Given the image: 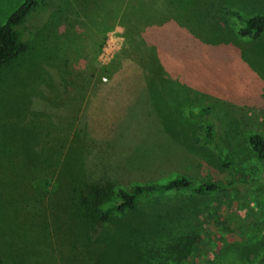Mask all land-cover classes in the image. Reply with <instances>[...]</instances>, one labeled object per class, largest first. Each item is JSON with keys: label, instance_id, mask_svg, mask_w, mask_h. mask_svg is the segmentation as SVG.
Listing matches in <instances>:
<instances>
[{"label": "rangeland", "instance_id": "rangeland-1", "mask_svg": "<svg viewBox=\"0 0 264 264\" xmlns=\"http://www.w3.org/2000/svg\"><path fill=\"white\" fill-rule=\"evenodd\" d=\"M23 1L0 0V26ZM179 1L48 0L27 20V51L0 69V264H132L116 231L111 246L85 232L72 190L108 184L110 207L116 189L181 176L234 185L169 192L110 222L143 238L146 223L157 242V216L181 214L191 241L177 264L262 254L264 163L258 180L238 179L202 135L213 123L233 170L255 166L243 139L264 141V36L237 30L264 0Z\"/></svg>", "mask_w": 264, "mask_h": 264}, {"label": "trees", "instance_id": "trees-1", "mask_svg": "<svg viewBox=\"0 0 264 264\" xmlns=\"http://www.w3.org/2000/svg\"><path fill=\"white\" fill-rule=\"evenodd\" d=\"M64 1L67 0H61V2ZM178 4H180L179 0H177ZM47 7H49L48 0H24L0 26V69L27 51V45L23 37L24 25L38 10L46 9ZM52 7L50 6V8ZM53 8L58 9L60 6ZM232 16L237 19L240 18L237 14H232ZM240 21L241 26L237 30V35L240 38L258 41L264 36V15H254L246 19L240 18ZM208 111V108L201 109V116L206 115ZM243 141L247 151L254 157L256 163L254 166L249 165L247 161H241L239 168L234 171L228 156L216 142L213 123L204 122L202 142L203 144H209L219 153L222 168L234 175L237 174L238 179L240 177L250 181L258 180L261 174L260 168L264 163V141L256 133L248 134ZM261 179L264 184V177ZM232 184L228 183L227 186L213 182L192 184L182 176L175 177L163 184L135 186L129 192L123 189H116V201L110 207H104L109 201V195H112L108 184L96 186L80 185L75 187L72 193L73 204L86 233L88 230H93L96 236L103 238L107 242V246H111L110 239L117 238L114 236L116 231L118 242L120 243L121 241L123 245H127L129 251L134 254L132 264H138L137 259L141 251L138 246L143 248L144 251L146 250V257L149 260L148 264H177L189 254V251L185 249V245H188V242L191 241L190 238H187L184 243L181 242L188 234V224L184 216L177 213L175 219L170 211L168 213L164 212V216L155 215L161 224L156 229H160L162 231L161 235H164L156 242L151 237L150 231H148L151 226H147L146 223L143 226L140 225L147 234V237L143 238L144 235L136 231L139 226H125L123 228L118 223L115 226L110 222L109 214L112 212L119 216H125L130 212H137L142 201L154 199L169 192H188L200 195L230 187ZM163 238H166V240H162ZM125 249L127 250V248ZM252 264H264V251Z\"/></svg>", "mask_w": 264, "mask_h": 264}]
</instances>
